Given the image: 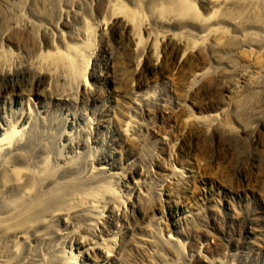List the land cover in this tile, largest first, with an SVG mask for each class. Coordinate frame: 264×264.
<instances>
[{
	"label": "rangeland",
	"instance_id": "374dc122",
	"mask_svg": "<svg viewBox=\"0 0 264 264\" xmlns=\"http://www.w3.org/2000/svg\"><path fill=\"white\" fill-rule=\"evenodd\" d=\"M1 85L0 264H264V0H0Z\"/></svg>",
	"mask_w": 264,
	"mask_h": 264
},
{
	"label": "bare ground",
	"instance_id": "6f19581e",
	"mask_svg": "<svg viewBox=\"0 0 264 264\" xmlns=\"http://www.w3.org/2000/svg\"><path fill=\"white\" fill-rule=\"evenodd\" d=\"M208 1H210V0H208ZM116 21H118V20H116ZM116 21H115L116 26L114 25V23H110L109 25H107V31H110L112 34H118L119 33L118 31L120 30V27L117 26L118 22H116ZM193 21H195L197 25H199V26H201L203 28V27H206L209 24L210 19H208V18H200L199 16H196V17H194ZM122 36L126 37L128 45L133 47V41L130 39L129 34H126V35L122 34ZM179 66L182 67V63H180ZM139 69H140L139 70V73H140L141 67H139ZM150 70H151L152 73L157 72V74H158V67H152ZM110 72L105 73V75L102 74V77L105 79V83H107V85H110V82H111L110 78L114 77V76H110ZM159 74L161 75V77H164L163 76V70H161L159 72ZM94 75L95 74L93 72L91 77L93 78V81H94V84H95L96 81L94 80V77H95ZM33 82L35 84H34V86L33 85H31V86L34 88V93L38 95V97H37L38 101L41 102L42 100L44 101V99L47 100L48 95H49L50 92H49V90L47 88V84L45 83V77L42 76V75H37V76H35ZM16 87H17V90H18V89L22 88L23 86L22 85H17ZM14 88L15 87H12V90ZM10 89H11L10 87H7V86L4 87L3 85H1L0 86V95H2L3 93H8ZM20 93L23 94L22 91ZM21 94L18 93L17 95L21 97ZM97 96H100V93H92V94H90L87 97V90L85 89V92L82 94V101H85V100L92 101L91 99H93L94 102H95ZM17 130L18 129H15V130L11 131L8 134L9 138L17 137L20 134V131H17ZM3 131L4 130L2 128H0V134H2ZM5 135H2V136H5ZM6 140H7V138L0 139V148L4 147L6 145V143H7ZM119 142L120 141H118L117 139L111 138L106 143V145H104L105 147L103 149V155L107 158L106 162H105L106 165L112 166L117 161V157L113 156V154L116 151V149H118ZM242 174H243V172H242ZM245 176L243 174V177H241L243 180L241 179V181L244 182V183H249L250 179L246 178ZM229 192L231 194H233L232 191H229ZM34 207H35V209L36 208L39 209L40 207L41 208H46V201H42L41 203L35 205ZM15 224H16V222H15ZM245 237H247V236H245ZM102 259H104V258L102 257ZM90 263H92L91 260H90ZM107 264H109V259L107 261Z\"/></svg>",
	"mask_w": 264,
	"mask_h": 264
}]
</instances>
